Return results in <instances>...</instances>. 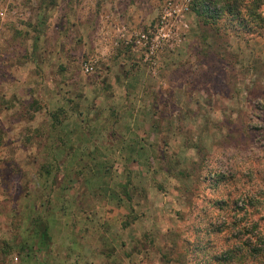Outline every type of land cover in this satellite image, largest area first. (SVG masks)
<instances>
[{"label": "rangeland", "instance_id": "374dc122", "mask_svg": "<svg viewBox=\"0 0 264 264\" xmlns=\"http://www.w3.org/2000/svg\"><path fill=\"white\" fill-rule=\"evenodd\" d=\"M164 1L0 0V264H264V15Z\"/></svg>", "mask_w": 264, "mask_h": 264}, {"label": "built area", "instance_id": "2783aa9c", "mask_svg": "<svg viewBox=\"0 0 264 264\" xmlns=\"http://www.w3.org/2000/svg\"><path fill=\"white\" fill-rule=\"evenodd\" d=\"M192 0H165L162 4L161 11L152 31L140 33L130 41L133 49L139 51L143 55V62L153 66L157 52L168 41L178 39L177 24L179 20L188 12ZM170 41V42H171ZM172 44V42H171ZM90 68L83 67L85 73Z\"/></svg>", "mask_w": 264, "mask_h": 264}, {"label": "trees", "instance_id": "16d2710c", "mask_svg": "<svg viewBox=\"0 0 264 264\" xmlns=\"http://www.w3.org/2000/svg\"><path fill=\"white\" fill-rule=\"evenodd\" d=\"M194 1V0H193ZM200 1V9L197 13L208 12V4L205 3V0ZM227 3L223 5L222 12L227 16L231 21V28H234L236 32L242 30L240 25H247L248 29L243 31L247 35L256 33L254 30L259 29L255 24L253 25L252 21H262V15L260 12H255V9L261 7V4L264 0H225ZM204 2V3H203ZM194 3V2H193ZM193 5V4H192ZM196 5V4H195ZM200 15V14H199ZM250 19V20H248ZM230 21V22H231ZM246 29V28H245Z\"/></svg>", "mask_w": 264, "mask_h": 264}, {"label": "crops", "instance_id": "0c3cea01", "mask_svg": "<svg viewBox=\"0 0 264 264\" xmlns=\"http://www.w3.org/2000/svg\"><path fill=\"white\" fill-rule=\"evenodd\" d=\"M261 15L263 16L264 15V1H263V4H262V6H261ZM65 40V39H64ZM256 41H258V42H263V40L261 39V37H257L256 38ZM63 41H60V43H62ZM53 47V44L52 43H49V41H48V43H46V45H45V48H47V49H51ZM62 73H64V72H62ZM64 74H66V73H64ZM61 80V79H60ZM67 80H68V78L67 77H65V80H64V82H66L67 83ZM61 82H63V81H61ZM124 82H125V80H124ZM130 91H132V90H130ZM48 92H51V90H49ZM50 95V97H52V93L51 94H49Z\"/></svg>", "mask_w": 264, "mask_h": 264}]
</instances>
